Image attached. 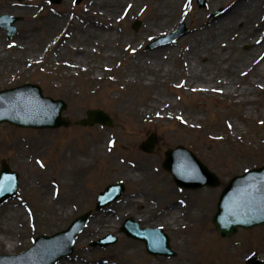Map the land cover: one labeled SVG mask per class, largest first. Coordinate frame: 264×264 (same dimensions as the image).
<instances>
[{"label":"rangeland","instance_id":"374dc122","mask_svg":"<svg viewBox=\"0 0 264 264\" xmlns=\"http://www.w3.org/2000/svg\"><path fill=\"white\" fill-rule=\"evenodd\" d=\"M127 1L131 0H123L119 11L110 19L115 26L110 34L117 32L119 38L109 48L110 52L117 51L118 55L110 61L96 54L82 62L85 68H72L68 62L82 51L89 35L82 32V26L101 25L90 6L102 8V11L103 6L92 4V0H80L78 3L61 0L56 4L50 0H0V15L8 14L15 18L12 23L15 33L10 38L0 29V54L7 55L0 60V92L26 84L37 85L42 96L66 104L61 115L69 120L67 126L56 129H29L0 123V167L4 162L18 173V191L15 197L0 205V221L9 208L21 212L12 220L9 230L0 231L8 241L5 246L0 245V255L20 253L31 246L37 236L63 231L72 220L88 212L90 224L87 223L82 233L77 235L73 252L55 264L70 262V259L78 262L103 260V264H151L153 259H161L162 262L170 259L171 264H246L245 260L252 252H256L257 259L264 261V224L249 229L238 228L228 238L218 236L212 224L219 195L228 181L242 175L245 170L264 165V79L247 96L254 100L246 103L238 102L237 96L194 87L186 89L181 80L183 71L181 73L179 69L183 62L181 58L176 64L172 57L171 60L163 59L162 67L174 64L176 68L166 82L164 78L150 85L143 79L128 80L130 69L139 63L133 62L135 58L130 55L134 47L120 49L124 46L122 42H141L139 61L144 65H148L147 52L157 48L174 46L173 55L189 52L187 43H180L179 39L167 46L158 45L150 49L145 46L181 26L188 34L192 25L209 21L214 9L224 8L225 11V7L223 3L212 5L208 0L205 7L199 8L193 0L182 24L180 22L169 32L153 37L150 31H144V27L154 21V17L148 9L138 10L143 0H132V14L119 17L118 12ZM153 1L144 0V4ZM161 2L158 0V5ZM261 5L264 8V1ZM199 12H202L201 16ZM51 17L64 18L65 21L54 27L49 22ZM137 20L139 25L134 29ZM255 20L253 18L250 22L253 30L249 38L263 33L258 41L264 43V19L253 26ZM74 30L79 31L78 35H72ZM202 30L197 33L201 35ZM31 31L33 35L28 37ZM235 32L229 33L223 42L232 43L231 36ZM65 41L70 43L67 50L62 48ZM15 42L26 47L22 56L32 58V63L17 61L20 46H14ZM97 47L95 45L96 51ZM221 49L227 51L226 48ZM248 49L245 42L240 43L231 55ZM60 50L65 54L55 58V52ZM217 50H220L219 46L209 52L216 54ZM263 51L259 50V53ZM191 58L195 60V57ZM260 66L255 68L261 70L263 66ZM244 70L242 66L239 69L240 80L234 73L236 85L240 88L246 86V79L252 78L254 73L242 76L241 71ZM158 98L155 102L158 108L168 99L174 101L173 105L165 110L160 108L155 113L157 108H151V105ZM88 109L110 116L112 125H75V121L85 118ZM152 134L156 136L153 151L143 152L140 146ZM177 146L187 149L216 175L215 187L193 190L176 187L171 174L162 169L161 164L164 152ZM73 152L77 156L74 166L67 159L73 156ZM61 155H67L66 160ZM129 173L132 176L127 178ZM118 181H122L125 187L119 202L96 212L97 193ZM132 197L138 201L133 198V203L130 202ZM170 205L177 209L175 221L162 218L163 208ZM66 210L70 215L60 220V213ZM127 217L138 220L143 227L163 226L175 256H152L146 252L142 242L119 232V226ZM154 217L156 219L153 220ZM107 233L116 236L115 244L103 248L90 246L92 241ZM9 245L13 247L10 254L6 249Z\"/></svg>","mask_w":264,"mask_h":264},{"label":"bare ground","instance_id":"6f19581e","mask_svg":"<svg viewBox=\"0 0 264 264\" xmlns=\"http://www.w3.org/2000/svg\"><path fill=\"white\" fill-rule=\"evenodd\" d=\"M261 1L264 0H210V3L212 5L223 3L224 5L223 7H225L226 10L223 13H220V11L214 9V11L210 13L212 16L209 19V21H203L201 23H198V25H192V28L190 29V32L188 34H186L185 29L183 28V26H181L175 32L168 33L166 34L167 36L165 35L166 37L158 38L157 40H154L153 42L145 46L150 49L158 45H166L168 43L173 42L176 39H179L180 43H184V42L187 43L186 50L189 52L183 54L178 52L177 55H173L175 52V50L173 49L174 46L157 48L156 50L147 52L148 65H144L142 62L139 61L140 58L139 47L141 46V42L135 44H132L131 40L128 41L129 44H125L127 42H122L124 46H121L122 45L121 44L120 49L127 48L131 45L134 47V49L132 48L130 50V55H133L135 58L133 62L139 63L137 66L132 67L130 69L128 80L143 79L146 80L147 84L149 85L153 84L156 81H159L161 78H164V81L166 82L167 78L171 77L172 75L171 73L174 71L175 67L174 64H172V66L166 64L165 67H162L163 59L171 60L172 57L173 63L176 64L181 58L183 62L181 63V68L179 69L181 73L183 71L184 78H182L181 80L184 82L183 86L186 89L194 87V89L213 91L220 95L237 96L239 97L238 102L240 103L252 102L254 99L248 98L247 97L248 94H252L253 90L257 88L256 86L258 82L264 79V51L263 53H259V50L260 51L262 49L264 50V43L262 41H258V39L261 37L263 33H261L255 38H249V34L253 30L252 29L253 27L250 24L251 20L253 18L257 19L253 22V26H254L256 24H260L261 20L264 19V8L261 7L262 6ZM121 2H123V0H92L91 2L92 4L94 3L103 6V11L102 8L95 7L93 5L90 6V9L93 10L94 14L98 16V19H100L101 25L98 27L93 26L91 28L82 26V32L83 33L87 32L89 33V35L87 36V39H85L86 41H85V45H83L84 47L82 48V51L76 53L75 56L73 57L74 60L72 59L70 62H68L69 67L85 68L82 62L84 61L86 62L87 60L92 59L96 54H99L101 57H103L104 60L110 59V61L113 57H116L118 55L117 51H114V53H112L110 52V48H109V46H111V44H115V42L119 38V36H117V32H114V34H110L112 31H114L113 29L115 27L114 24L110 22V19L112 18L114 13L119 11ZM192 2L193 0H162V2L158 5V0H154L153 3H149V4L147 3L144 4V0H143L142 4L139 3L138 10L146 11L148 9L149 14L154 17V21H150L145 24L144 31L145 30L150 31L152 33V36L154 37L159 35L161 36L162 34H165L170 30L174 29L180 22L182 24L183 19L185 17V13L186 11L189 12L190 9L188 8L190 3ZM194 3H196L199 6V8H201L206 6L208 0H194ZM259 6L260 8H258ZM132 7H133L132 0L127 1V3L124 4V6H122L120 12H118L119 17L124 18V15L130 12L132 14L133 12ZM199 15L201 16L202 12H199ZM63 19L64 18L61 19L60 17L57 18L51 17L49 19V22L53 24L54 27L56 26L58 27V25H60L62 22L65 21ZM96 21L98 20L96 19ZM135 23L136 24L133 25L134 29H136L137 25H139L138 20ZM263 27H264V23H263ZM201 29L203 30L200 35L197 32L200 31ZM31 30H33V28ZM233 31L236 32L231 36L233 37L232 43L223 42V40L227 39L229 33ZM32 33H33L32 31L29 32L27 36L31 37L33 35ZM78 33L77 31L75 32L74 30V32H72V35L74 34L76 36L78 35ZM196 34H198V36ZM207 34H209L208 37H205ZM202 36H204V38L201 40ZM243 42H245V45L249 47L248 51H243V52L241 51L242 53L238 51V53H235V55L232 56L231 55L232 50ZM69 44L70 43H68L67 41L63 42L62 48L65 47L64 50H67L66 47H68ZM95 45L98 46L97 48H99L97 51L95 50ZM14 46L16 47L20 46L18 55L16 56L17 61L24 60L26 61L25 64H30L33 62V60H31L32 58L28 59L22 56L26 47H23V45L17 44L16 42ZM218 46L220 47V50H217L216 54H210L211 52L209 51L212 49L215 50V48H218ZM221 48H226L227 51H223ZM135 49L137 50L135 51ZM101 50H104V53L101 52ZM55 53H56L55 58L60 57L61 54H65V52L61 50L56 51ZM188 54L190 55V58L187 57ZM6 57L7 55L0 54V60H4ZM191 57H195V60H192ZM38 61L39 59L38 60L36 59V62ZM206 61L209 63H203ZM259 64L263 66L261 70L255 68ZM241 66L245 68L244 71H241L242 76H247L248 74L250 75L251 72H254L252 74V78H249L248 77L249 75L247 76L248 78L246 79V83H245L246 86L243 88H240L238 87V85H236L237 81H235L236 77L234 74L236 72L239 75L238 79L240 80L241 75L239 73V69ZM248 71L249 73H246ZM220 75L223 76V78H221ZM158 100L159 98L157 100H154L153 103L154 106L151 105L152 106L151 108L153 107L155 109L157 108L155 113H158V110H161L160 108H162V110H165L166 108H170L174 102L173 100L168 99V101L166 102H161L162 107L158 108V105L155 104V102H157ZM63 104H64V108L62 110L66 108V104L64 102ZM90 112H93V109H88L86 111V113H90ZM177 147L183 148L182 146H177ZM176 148H172L170 150H175ZM182 150H185L186 152L192 154L185 148H183ZM72 155L73 156H69L67 159L71 160L74 166L76 165L74 164L76 162L74 159H76L77 156L75 157L76 155L75 152H73ZM178 155L179 152L175 153L172 161L170 162L172 164L174 163L179 164L180 169L183 167L181 170L186 169L185 167H189V164L186 163V161L185 162L182 161L181 158L178 159L179 158L177 157ZM61 157L64 158V160H66L67 155H61ZM161 165H162V169L172 174L169 170H166V168L163 167V163ZM128 171L132 172L131 170ZM176 173H178V171H176ZM130 176H132V174L130 175V173L126 175L127 178H130ZM124 190L125 187L123 184V191H122L123 194H124ZM133 198L135 199L136 197H132L129 199V201L132 203L134 201ZM135 201H138L137 198L135 199ZM176 210L177 209L175 205H170L168 207L163 208L162 218H166L169 221L177 220V215H175ZM19 214L21 215V212L18 209L9 208L4 218L3 217L1 218L0 231L9 230L12 220L16 219V216H19ZM60 215H61L60 220L62 219L65 220L70 215V212L66 210L65 212L60 213ZM106 215L107 214H105L104 217H106ZM156 216L157 215H155V217ZM155 217L153 218V220L156 219ZM100 218L101 217H99L98 220ZM90 220L87 222L88 224H90ZM141 220L144 219L141 218ZM123 223L124 221L119 226V232H123L122 230H124ZM137 227L144 228L143 226L140 225V223L137 224ZM178 233H181V231L178 230ZM6 239L7 237L5 236V234H1L0 245L5 246L6 244L4 243H8ZM6 249H7V253L10 254L11 251L13 250V247L9 245ZM26 260H23V262ZM159 260L160 261H158L157 259H153L151 264H164V262L171 264L172 262L169 261L170 259H168L167 261H165L164 259V262H162L161 259ZM78 261L79 260L71 261L70 259V262L62 261L58 264H100V263L103 264L104 263L103 260L101 262L99 261L93 262L92 260H87V259L86 261L83 260L82 262H78ZM28 264H38V262L33 261L32 263H28Z\"/></svg>","mask_w":264,"mask_h":264},{"label":"water","instance_id":"95a60500","mask_svg":"<svg viewBox=\"0 0 264 264\" xmlns=\"http://www.w3.org/2000/svg\"><path fill=\"white\" fill-rule=\"evenodd\" d=\"M6 27H8L10 33L14 31V28L8 26V22ZM32 95H35V97ZM63 108L64 104L62 101L43 98L37 86L26 85L0 92V123L7 122L18 127L31 128L66 126L68 121L61 117ZM18 109H23V111H18ZM96 122L110 124L109 118L98 110L88 113L85 119L76 121L75 124L83 126L93 125ZM153 144L154 139L151 138L142 145V149L151 151ZM182 149L177 147L175 150H168L165 153L166 157L163 167L172 173L174 181L184 187L216 186L217 179L215 175L208 171L192 154ZM178 152V159L181 158L182 161H186L189 164V167H185L186 169L181 170L183 167L180 169L179 164L170 162L174 154ZM190 168L196 173L194 180L192 179ZM16 177V173L11 172L3 164L0 170V202L12 196L15 192ZM112 190L107 195L118 193L114 188ZM109 201L111 199L105 202ZM86 219L87 214L77 218L64 231L52 236L37 237L34 246L23 254L15 257L0 256V261L5 259L21 261L27 259L22 263L28 264L37 261L38 264H52L71 252L74 237L81 230ZM213 223L217 233L224 237L233 234L239 226L247 228L264 223V165L260 168L246 171L240 176H235L229 181L220 194ZM123 229L127 234L145 242L158 239V250L153 253H168L167 240H165L164 235L160 231L139 229L137 224L132 222V219L125 221Z\"/></svg>","mask_w":264,"mask_h":264}]
</instances>
